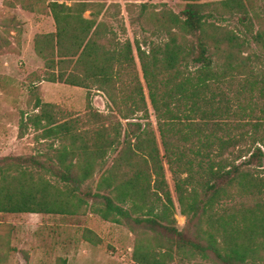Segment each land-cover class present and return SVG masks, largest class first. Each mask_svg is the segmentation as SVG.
<instances>
[{
	"label": "trees",
	"instance_id": "16d2710c",
	"mask_svg": "<svg viewBox=\"0 0 264 264\" xmlns=\"http://www.w3.org/2000/svg\"><path fill=\"white\" fill-rule=\"evenodd\" d=\"M60 1L35 37L47 81L103 91L108 112L59 119L38 101L28 123L59 145L41 169L0 167V213L131 220L132 264H264V0L128 4L156 40L100 19L119 3Z\"/></svg>",
	"mask_w": 264,
	"mask_h": 264
},
{
	"label": "rangeland",
	"instance_id": "374dc122",
	"mask_svg": "<svg viewBox=\"0 0 264 264\" xmlns=\"http://www.w3.org/2000/svg\"><path fill=\"white\" fill-rule=\"evenodd\" d=\"M50 1L0 0V167L41 169V164L49 162L47 152L59 145L55 138H42V131L28 123L29 117L38 112V101L55 104L53 112L59 119L79 116L86 123L90 106L108 112L109 101L103 91L89 92L63 82L47 81L44 61L35 51V37L56 30ZM73 1L60 2L71 4ZM89 1L106 5L119 3V7L111 5L100 19L112 24L120 37L131 40L136 35L140 40L145 37L156 40L157 36L143 31L139 23L131 24L128 4L146 3L153 9L167 6L175 12L184 9L181 0ZM90 13L87 11L84 16L89 18ZM118 20L125 22V33ZM139 73L143 81L140 64ZM150 110L156 125L153 109ZM22 121L27 124L21 128ZM49 178L57 182L56 177ZM167 178L175 197L168 170ZM98 179L96 174L89 186L96 188ZM175 217L178 227L183 229L186 217L177 202ZM136 228L131 220H105L90 207L79 214L0 213V264H132Z\"/></svg>",
	"mask_w": 264,
	"mask_h": 264
}]
</instances>
